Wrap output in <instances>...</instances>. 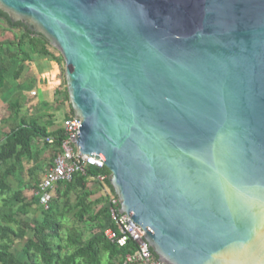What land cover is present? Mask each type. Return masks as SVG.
Returning a JSON list of instances; mask_svg holds the SVG:
<instances>
[{"label": "water", "instance_id": "water-1", "mask_svg": "<svg viewBox=\"0 0 264 264\" xmlns=\"http://www.w3.org/2000/svg\"><path fill=\"white\" fill-rule=\"evenodd\" d=\"M64 62L74 142L164 264H264V0H0Z\"/></svg>", "mask_w": 264, "mask_h": 264}, {"label": "trees", "instance_id": "trees-1", "mask_svg": "<svg viewBox=\"0 0 264 264\" xmlns=\"http://www.w3.org/2000/svg\"><path fill=\"white\" fill-rule=\"evenodd\" d=\"M1 29L11 31L13 37L0 40V89L5 87L11 61L16 64L13 69L16 80L29 69L35 55L47 57L57 63L63 62L61 55L55 54L44 36L31 32L21 22H11L7 14L0 10ZM61 91H56L57 100L60 99L58 96ZM62 93L68 101L66 87ZM8 105L11 117L18 122L4 133L3 141L0 142V264H103L104 255L106 264H137L125 262L126 255L135 250L133 243L119 246L116 241L109 240L104 235L106 228H116L111 222L107 206L108 196L115 193L108 178L103 182L93 180L101 185L102 192L99 197L94 198L89 178L109 176L107 168L88 166L85 173L79 172L69 181L57 182L50 190L47 209L39 203L36 194L43 177L38 179L35 166L28 170L33 181V184H29L31 197L24 195L22 188L12 187L10 177L22 167L24 161L34 160L40 154V144L52 147L55 151L54 158L60 153L65 132L62 126L49 130L48 127L55 124L53 116H49L50 120L44 125L33 118L19 117V97ZM71 115L70 107L64 119ZM48 139H52V142H48ZM39 205L42 219L32 221L29 214ZM69 218L75 221L70 227L67 226ZM82 223L89 224V234L80 228ZM65 229L67 231L62 238ZM29 231L31 236L26 238ZM24 239L20 254L14 252V244Z\"/></svg>", "mask_w": 264, "mask_h": 264}, {"label": "built area", "instance_id": "built-area-1", "mask_svg": "<svg viewBox=\"0 0 264 264\" xmlns=\"http://www.w3.org/2000/svg\"><path fill=\"white\" fill-rule=\"evenodd\" d=\"M33 94H35L33 92ZM82 122L81 119L73 117V114L64 119L61 126L65 132V138L61 142V151L54 158L53 164L44 172L43 179L39 184V190L36 193L39 203L47 209L50 200V190L53 189L59 181H69L76 173H85L88 166L99 169L107 168L103 161L97 160L92 156L81 155L75 145L74 138L76 131L79 133L77 125ZM52 142V139H48ZM107 175L91 176L89 179L103 182ZM106 193V189H104ZM107 206L109 217L116 228L108 227L104 230V235L109 239L116 241L119 246H125L128 242L133 243L135 250L126 255L125 262L137 264H164L152 251L148 241L143 236L145 230L136 223L127 213L120 212V201L114 195L108 196Z\"/></svg>", "mask_w": 264, "mask_h": 264}, {"label": "rangeland", "instance_id": "rangeland-1", "mask_svg": "<svg viewBox=\"0 0 264 264\" xmlns=\"http://www.w3.org/2000/svg\"><path fill=\"white\" fill-rule=\"evenodd\" d=\"M3 28V27H2ZM13 33L8 30H0V40L6 39V38H12ZM52 50L55 51V54L60 55V53L55 50L53 47H51ZM8 62V61H7ZM60 66V73L61 77L63 80L65 79L64 77V62L58 63ZM30 65V64H29ZM16 64L15 62L11 61L10 62V68L7 73V79H6V84L5 87L0 89V142L3 141V135L4 133H7L11 128H13L18 120L14 119L11 117L9 113V108H8V103L10 101H13L17 96H19L22 100L21 101V108L19 111V116L21 117H27V119L33 118L37 120L40 124H45L47 120H50L49 116H53V120L55 121V125L51 127V129H55L59 126H61V123L64 119V116L67 112H69L70 106L69 103L64 97L62 91L60 96V99L55 98V103H49L46 106H43L40 104L38 101H36L35 95H28L27 98L21 95V92L18 90V81L13 77V69L15 68ZM30 69V66H29ZM25 74V73H24ZM23 74V75H24ZM66 85V83H64ZM66 87V86H65ZM59 90V89H57ZM57 96V95H56ZM59 102H62L60 105ZM61 109V110H60ZM64 111V112H63ZM66 112V113H65ZM40 154L35 157L34 160H27L23 162L22 167L14 174V176L10 177V182L11 185L14 189L17 188H22L24 195H26L28 198L31 197L32 190L30 187V182L33 184L32 179L30 178L28 174V170L35 166L37 168L36 172L38 174V179L41 180V178L44 175V172L47 168L51 166V164L54 162V154L55 151H53L52 147H47L43 146L40 144ZM91 188L94 190V198L99 197L101 195V185L96 184L94 182L90 183ZM37 209L35 211H32L29 214V217L31 218L32 221H40L42 219V214H41V206L39 205L36 207ZM75 224V221L73 218L67 219V226H72ZM83 231L89 234V224L87 225L86 223H82L80 227ZM67 229H65L62 232V238L65 237ZM31 236V232L29 231L26 238ZM26 239L22 240L21 242H16L14 246L12 247V250L18 254H20V249L22 246V243L25 242ZM61 244L63 241L60 242ZM106 255H104L103 258V264H106Z\"/></svg>", "mask_w": 264, "mask_h": 264}, {"label": "crops", "instance_id": "crops-1", "mask_svg": "<svg viewBox=\"0 0 264 264\" xmlns=\"http://www.w3.org/2000/svg\"><path fill=\"white\" fill-rule=\"evenodd\" d=\"M29 66L30 69H27L24 72L25 74L17 79L18 91H22L21 95L25 98H27L29 94L37 96L35 100L43 106L52 102L55 103L57 89L63 91L65 88L59 64L47 57L35 55ZM33 92L35 94H33ZM19 117H21V115ZM52 126L48 127L49 130H53V128L51 129Z\"/></svg>", "mask_w": 264, "mask_h": 264}]
</instances>
